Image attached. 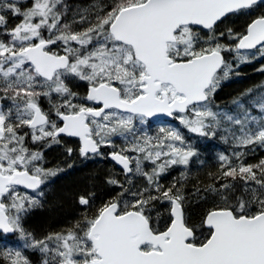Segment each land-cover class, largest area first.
<instances>
[{
    "label": "snow or ice",
    "instance_id": "snow-or-ice-1",
    "mask_svg": "<svg viewBox=\"0 0 264 264\" xmlns=\"http://www.w3.org/2000/svg\"><path fill=\"white\" fill-rule=\"evenodd\" d=\"M254 62L264 0H0V264H264V82L217 95Z\"/></svg>",
    "mask_w": 264,
    "mask_h": 264
},
{
    "label": "trees",
    "instance_id": "trees-1",
    "mask_svg": "<svg viewBox=\"0 0 264 264\" xmlns=\"http://www.w3.org/2000/svg\"><path fill=\"white\" fill-rule=\"evenodd\" d=\"M258 64L250 65L249 71L244 72L239 77H233L223 84L222 88L218 90V98L221 103V107L231 110V99L236 96L241 90L264 82V75L254 71V67H258ZM226 145L219 141H214L212 144L204 145L202 151L204 152V159L208 166L215 163L214 153L216 151L225 150ZM57 153L50 152L49 158L55 159ZM77 168V166H76ZM101 168H93L92 170L78 171L76 175L72 174L67 178L58 181L56 187L45 202V206L42 209L35 210L28 218L29 228L34 230L37 234L56 228L62 224L66 218L71 215L72 207L67 198V193L76 190L86 182V177L90 172L100 170ZM206 170V169H205ZM26 221V222H27ZM13 245H17L15 239H11ZM19 245V244H18Z\"/></svg>",
    "mask_w": 264,
    "mask_h": 264
},
{
    "label": "flooded vegetation",
    "instance_id": "flooded-vegetation-1",
    "mask_svg": "<svg viewBox=\"0 0 264 264\" xmlns=\"http://www.w3.org/2000/svg\"><path fill=\"white\" fill-rule=\"evenodd\" d=\"M87 2H88V0H86V1L71 0L69 3H70V4H84V3H87ZM238 20L243 21L244 18L241 17V18L238 19ZM106 164H107V163H100V162H93V161H88V162H86V166L81 165V164H77V165H76L77 168H75V170L70 171L67 175H63V178H62V179L67 178L68 176H70V175H72V174L76 175V173H77L78 171L92 170L93 168H95V169H97V168H103V167L106 166Z\"/></svg>",
    "mask_w": 264,
    "mask_h": 264
},
{
    "label": "rangeland",
    "instance_id": "rangeland-1",
    "mask_svg": "<svg viewBox=\"0 0 264 264\" xmlns=\"http://www.w3.org/2000/svg\"><path fill=\"white\" fill-rule=\"evenodd\" d=\"M52 152L57 153V150H54V151H52ZM49 154H50V153H49Z\"/></svg>",
    "mask_w": 264,
    "mask_h": 264
}]
</instances>
